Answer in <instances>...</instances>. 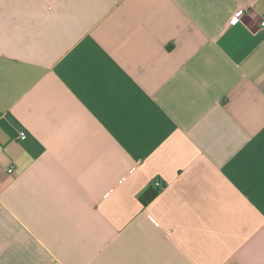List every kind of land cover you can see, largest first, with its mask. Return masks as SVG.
<instances>
[{"label":"crops","instance_id":"crops-1","mask_svg":"<svg viewBox=\"0 0 264 264\" xmlns=\"http://www.w3.org/2000/svg\"><path fill=\"white\" fill-rule=\"evenodd\" d=\"M263 21L0 0V264H264Z\"/></svg>","mask_w":264,"mask_h":264},{"label":"built area","instance_id":"built-area-1","mask_svg":"<svg viewBox=\"0 0 264 264\" xmlns=\"http://www.w3.org/2000/svg\"><path fill=\"white\" fill-rule=\"evenodd\" d=\"M239 19H240V17H238V16L234 17V18L232 19V23H237V22L239 21ZM261 25H262V27L264 28V21L261 23ZM21 136H22L21 138H22L23 140L26 139V134H25V133H22ZM2 151H3V148L0 146V154L2 153ZM8 173L13 174V173H15V170H14L13 168H11V169L8 170ZM152 184L154 185V187H155L159 192L162 191V190H164L165 187H166V184H165L161 179H158V178H156V179L153 181Z\"/></svg>","mask_w":264,"mask_h":264},{"label":"trees","instance_id":"trees-1","mask_svg":"<svg viewBox=\"0 0 264 264\" xmlns=\"http://www.w3.org/2000/svg\"><path fill=\"white\" fill-rule=\"evenodd\" d=\"M160 192L154 187L153 184L150 185L148 190L140 198L141 203L146 206L151 203Z\"/></svg>","mask_w":264,"mask_h":264}]
</instances>
